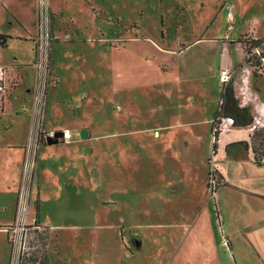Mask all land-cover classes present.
Listing matches in <instances>:
<instances>
[{"label": "rangeland", "instance_id": "obj_1", "mask_svg": "<svg viewBox=\"0 0 264 264\" xmlns=\"http://www.w3.org/2000/svg\"><path fill=\"white\" fill-rule=\"evenodd\" d=\"M0 36V264H264L224 246L238 198L209 184L215 166L231 180L250 166L240 146L224 149L252 131L226 119L212 152L221 87L232 80L264 124V0H0ZM58 131L71 137L47 145Z\"/></svg>", "mask_w": 264, "mask_h": 264}, {"label": "crops", "instance_id": "obj_2", "mask_svg": "<svg viewBox=\"0 0 264 264\" xmlns=\"http://www.w3.org/2000/svg\"><path fill=\"white\" fill-rule=\"evenodd\" d=\"M222 62H223L222 57H220L217 64L221 66ZM240 106H250V105L247 103H243L240 104ZM257 107H259V109L258 110L254 109V111L258 115H260L262 119H264V102H260V104H258ZM254 122H255V117H254ZM171 127L174 126L169 125L167 127H163V128L161 127L162 129L160 128L161 129L160 131H170L172 130ZM251 127H255V126L252 125ZM232 129L235 130L236 128H232ZM157 134L159 135V132H157ZM225 135H227V133ZM223 139L224 138L218 141L219 142L218 151L220 148V144L223 143ZM226 142L228 143L225 145V148L228 144L235 143L236 141L227 140ZM183 149H185V154L189 153V149L187 148H183ZM226 154L231 155V151ZM248 154H249L250 166L242 173L241 176H238V178L234 180H231L227 175V173L223 171L221 168L219 169L215 166V170H217V173L222 177L221 180L222 184L218 188H222L223 186H228L233 190L232 193L234 195H237L238 198L237 209L232 213L231 216L230 214L228 215V217H230L229 222L231 221V217H233V221L235 223H238V227L234 230V233L232 236H230V238H226L228 241L227 247L230 248L233 246V243H236L235 245L236 247L238 246V248L241 245L244 248H246L247 246L249 248L248 250H254V252L256 253L260 252V254H262L264 253V165L262 166L255 165L252 162L251 152L249 151ZM218 188L216 189L218 190ZM224 199L226 198L224 197ZM4 237L6 240L5 233H4ZM259 240H261L260 243ZM206 245L208 244L206 243Z\"/></svg>", "mask_w": 264, "mask_h": 264}, {"label": "trees", "instance_id": "obj_3", "mask_svg": "<svg viewBox=\"0 0 264 264\" xmlns=\"http://www.w3.org/2000/svg\"><path fill=\"white\" fill-rule=\"evenodd\" d=\"M0 38L3 40L2 48H4L6 46V38L2 36H0ZM261 44L262 40L260 39H254L250 41V43L245 42L242 44L243 51L249 58V54H251L252 50L257 48L259 50L261 49ZM248 58L244 59V62H249ZM251 110L250 106H240L239 101L235 96L232 80L221 87L219 103L214 108L210 126V132L213 137L211 149L214 154H216L218 150V137L220 134L219 126L221 124V120L231 119L232 128L246 129L251 127L254 123V116ZM236 146H240L245 151H250L252 154V162L257 166H262L264 159V124L261 126H255L251 134H249L248 140L228 144L225 148V152L229 153L230 150ZM212 172L216 175L217 180H220L217 183L216 188H218L222 184V177L216 170H212L210 176L212 175Z\"/></svg>", "mask_w": 264, "mask_h": 264}, {"label": "built area", "instance_id": "obj_4", "mask_svg": "<svg viewBox=\"0 0 264 264\" xmlns=\"http://www.w3.org/2000/svg\"><path fill=\"white\" fill-rule=\"evenodd\" d=\"M232 21V13L230 11L227 12V22L231 23ZM41 41L42 43L46 44L47 43V40H48V31L47 29H44V23L43 21L41 22ZM3 47V40L0 38V49H2ZM47 51V48L45 47V53ZM42 52H43V49H42ZM41 52V58H40V61L38 63V81H39V87H38V90L40 91L41 89V79L44 77V83H43V90H42V95L44 93V87L46 86V68H47V63H46V56L43 57V53ZM3 70L1 69L0 67V95L4 92V86H3ZM228 71L227 70H221L220 72V75H219V81L220 83H225L227 80H228ZM40 94V92H39ZM42 97H40V95H38L36 101L39 105L40 101H41ZM226 121L228 122L229 125H232V120L231 119H226ZM254 128V127H253ZM252 128V130H253ZM251 130V131H252ZM263 162H264V159H263ZM30 164H29V160L26 161V164H25V173H24V184L26 186L27 184V180L30 178L31 176V170H30ZM30 170V171H29ZM30 172V173H29ZM209 184H210V188H211V191H212V194L214 193V191L216 190V187H217V177L216 175L212 172V175L209 177ZM25 189V187H24ZM24 189H23V192H24ZM26 205L24 204L23 202V196L21 198V202H20V206H19V210H18V213L16 215V228L18 229L19 227H21L23 230H25V226H26V219H27V216H28V212L27 211H24L23 212V207H25ZM35 223V222H34ZM33 223V225H34ZM33 229H37V230H41L40 227L38 226H33ZM23 230L20 231V234H22ZM6 233V231H5ZM223 244L224 246H228V241L227 239H224L223 240ZM14 247H16V245L14 244ZM21 247V244H19L18 248ZM19 253V252H18ZM13 255H15V252L13 253Z\"/></svg>", "mask_w": 264, "mask_h": 264}, {"label": "water", "instance_id": "obj_5", "mask_svg": "<svg viewBox=\"0 0 264 264\" xmlns=\"http://www.w3.org/2000/svg\"><path fill=\"white\" fill-rule=\"evenodd\" d=\"M253 127L250 128V130H252ZM65 136V133L63 131H58L53 133L52 136H49L46 138V143L47 145H55L58 144L60 139H62ZM88 137V131L87 130H82L80 131V138L81 139H87ZM87 152H91V150H87L85 149V153Z\"/></svg>", "mask_w": 264, "mask_h": 264}, {"label": "bare ground", "instance_id": "obj_6", "mask_svg": "<svg viewBox=\"0 0 264 264\" xmlns=\"http://www.w3.org/2000/svg\"><path fill=\"white\" fill-rule=\"evenodd\" d=\"M250 131L249 129H245V131ZM66 133V139H69L71 137L70 133L68 131L65 132ZM249 133V132H248Z\"/></svg>", "mask_w": 264, "mask_h": 264}, {"label": "flooded vegetation", "instance_id": "obj_7", "mask_svg": "<svg viewBox=\"0 0 264 264\" xmlns=\"http://www.w3.org/2000/svg\"><path fill=\"white\" fill-rule=\"evenodd\" d=\"M65 132H66V131H65ZM65 132H64V133H65ZM65 137H66V133H65V136H64V138H65ZM65 139H66V138H65ZM66 140H67V139H66Z\"/></svg>", "mask_w": 264, "mask_h": 264}]
</instances>
